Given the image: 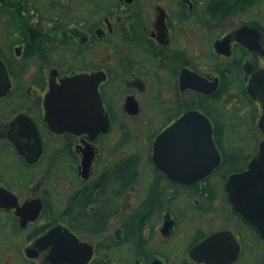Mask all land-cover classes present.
<instances>
[{
	"label": "flooded vegetation",
	"instance_id": "obj_1",
	"mask_svg": "<svg viewBox=\"0 0 264 264\" xmlns=\"http://www.w3.org/2000/svg\"><path fill=\"white\" fill-rule=\"evenodd\" d=\"M0 59L11 81L0 98V264H264V234L227 191L261 144L241 171L219 173L229 150L219 140L264 138L249 92L264 71V0H0ZM93 73L106 77L109 130L53 132L51 82ZM229 88L243 124L234 133ZM192 111L210 121L221 163L182 184L154 162L155 143ZM140 134L147 156L132 146ZM210 240L204 260L196 250Z\"/></svg>",
	"mask_w": 264,
	"mask_h": 264
},
{
	"label": "water",
	"instance_id": "obj_2",
	"mask_svg": "<svg viewBox=\"0 0 264 264\" xmlns=\"http://www.w3.org/2000/svg\"><path fill=\"white\" fill-rule=\"evenodd\" d=\"M105 78L104 73H93L67 77L60 83L52 81L45 98L46 122L50 129L58 134L95 136L106 133L110 122L99 92V85ZM10 87L7 68L0 59V98ZM195 89L206 93L201 86ZM249 92L254 99H260L264 109V71L251 80ZM260 128L264 130V112ZM154 162L171 180L182 184H193L211 175L219 167L221 155L210 121L198 111L186 113L156 140ZM227 191L235 207L243 210L264 234V141L260 145L259 158L249 164L248 170L230 176ZM219 238L220 235L213 240ZM210 241L196 250L204 260L203 252ZM232 260L229 257V261Z\"/></svg>",
	"mask_w": 264,
	"mask_h": 264
},
{
	"label": "trees",
	"instance_id": "obj_3",
	"mask_svg": "<svg viewBox=\"0 0 264 264\" xmlns=\"http://www.w3.org/2000/svg\"><path fill=\"white\" fill-rule=\"evenodd\" d=\"M236 92L237 91L232 90L230 88L228 90V100H227L228 122H229V126L234 125V128L228 129L231 133H234L233 131L239 130L238 128H241V126H243L242 120L240 121L241 118H239L240 111L238 110L237 104H236V102H237L236 101L237 100ZM242 99H245L244 96H242ZM248 125L251 129L255 128V123H254L253 118L252 119L250 118V122ZM235 138H237V137L235 136ZM228 139H230V138L219 140L220 145L223 142L222 145L223 146L225 145V146H227V148H229V150H227L225 152L226 153V155H225L226 161L223 164L222 168L219 170V173L221 175H227L230 173L241 171L245 165L247 158L249 156H251L254 152V149H256L264 141V138H262V137H259V138H239V139H235L236 141L232 140V139H230V140H228ZM244 147L250 148V151L244 155L239 156V154L231 152L232 150H237V149H241Z\"/></svg>",
	"mask_w": 264,
	"mask_h": 264
},
{
	"label": "rangeland",
	"instance_id": "obj_4",
	"mask_svg": "<svg viewBox=\"0 0 264 264\" xmlns=\"http://www.w3.org/2000/svg\"><path fill=\"white\" fill-rule=\"evenodd\" d=\"M41 34V33H40ZM35 35H38L39 36V33H36ZM141 136H140V138L138 139H135L134 141H133V143H132V146L134 147H132L133 149H135V150H140V152H143V156H145L146 154H144V153H147L148 151H149V149H148V147H149V138H148V136L147 135H145V134H140ZM243 135H244V133H241V134H239V135H237L236 137L237 138H235V137H233L232 135L230 136V137H228V138H230V139H232V140H235V139H239V138H244L243 137ZM230 139H228V140H230ZM245 140V139H244ZM236 141V140H235ZM247 141V140H246ZM237 143V142H236ZM147 156V155H146ZM141 182V181H140Z\"/></svg>",
	"mask_w": 264,
	"mask_h": 264
},
{
	"label": "snow or ice",
	"instance_id": "obj_5",
	"mask_svg": "<svg viewBox=\"0 0 264 264\" xmlns=\"http://www.w3.org/2000/svg\"><path fill=\"white\" fill-rule=\"evenodd\" d=\"M4 195V193H0V197H2ZM69 244L73 243V241L71 240V238H68L67 241ZM211 244V241L209 242Z\"/></svg>",
	"mask_w": 264,
	"mask_h": 264
}]
</instances>
